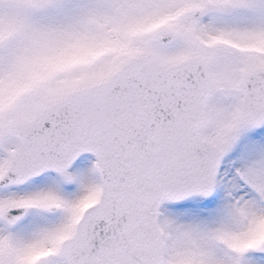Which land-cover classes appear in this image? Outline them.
<instances>
[{
    "label": "snow or ice",
    "instance_id": "1",
    "mask_svg": "<svg viewBox=\"0 0 264 264\" xmlns=\"http://www.w3.org/2000/svg\"><path fill=\"white\" fill-rule=\"evenodd\" d=\"M0 264H264V0H0Z\"/></svg>",
    "mask_w": 264,
    "mask_h": 264
}]
</instances>
